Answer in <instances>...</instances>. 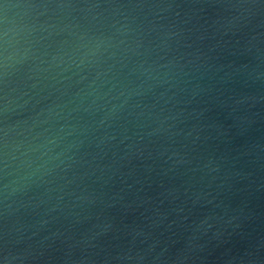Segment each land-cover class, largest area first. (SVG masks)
Listing matches in <instances>:
<instances>
[{"label": "water", "instance_id": "1", "mask_svg": "<svg viewBox=\"0 0 264 264\" xmlns=\"http://www.w3.org/2000/svg\"><path fill=\"white\" fill-rule=\"evenodd\" d=\"M5 31L0 97L51 92L39 111L107 75L33 129L64 127L50 174L0 164V264H264V0H0ZM96 39L99 67L38 71Z\"/></svg>", "mask_w": 264, "mask_h": 264}, {"label": "clouds", "instance_id": "2", "mask_svg": "<svg viewBox=\"0 0 264 264\" xmlns=\"http://www.w3.org/2000/svg\"><path fill=\"white\" fill-rule=\"evenodd\" d=\"M7 36V31L0 35V77L10 75V61L14 59V54L7 51L11 43L6 39ZM79 39L83 40L84 37L81 36ZM93 43L94 48L78 58L74 59V54H65L67 59L64 56H52L50 61H41V63H46L48 67L38 69V71L48 72L59 69L62 72L68 70V65H75L76 68H80L81 70H83L82 66L92 67L95 65L99 67V58L103 55L102 48L107 45L103 40L99 39L93 40ZM27 51L25 49L22 53L18 54L23 57ZM57 75H59V72H57ZM105 75H107L106 71H96L91 83L85 88L79 89L73 95L72 99L63 101L60 97H57L41 106L39 111H35V105L40 104L41 99L48 100L52 96L51 92L35 102H33V98L27 92H20L15 96L5 94V96L0 97V115L16 113L17 109L24 110L29 108V106L35 112L34 116L30 117V120H17L0 128V149L3 150L0 151V164H3L6 169L9 167V161L14 162L15 168L18 169L19 180L21 182L27 181L37 174L41 176L50 174L54 170L52 165L60 158L59 154L53 156L52 152L56 146L59 132L63 131L64 127L62 125L56 135L51 138L44 133L32 135L33 129L49 125L54 120H66L65 113L67 112V115L70 116L72 112L79 111L87 98H91L90 106L95 105L97 100L103 99L104 97L94 85H96L98 79H101ZM84 79L86 77H81V80ZM32 87L34 88L35 85H32ZM11 91L15 92V89ZM56 91L59 92V89H56ZM64 95H66L65 92H60V96ZM120 95H123V92ZM26 96L28 99H25ZM69 105L74 106L69 108ZM117 108L118 106L113 104L111 110L115 111ZM85 110L87 111L88 109ZM50 131V129H45V132ZM67 135H72V131H69Z\"/></svg>", "mask_w": 264, "mask_h": 264}]
</instances>
